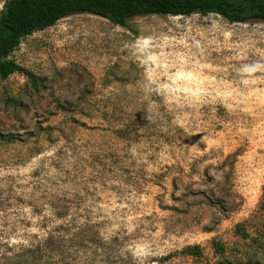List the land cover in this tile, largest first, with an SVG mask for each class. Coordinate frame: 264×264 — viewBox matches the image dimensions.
I'll return each mask as SVG.
<instances>
[{
	"label": "rangeland",
	"instance_id": "obj_1",
	"mask_svg": "<svg viewBox=\"0 0 264 264\" xmlns=\"http://www.w3.org/2000/svg\"><path fill=\"white\" fill-rule=\"evenodd\" d=\"M10 57L0 264H264L263 20L74 13Z\"/></svg>",
	"mask_w": 264,
	"mask_h": 264
},
{
	"label": "trees",
	"instance_id": "obj_2",
	"mask_svg": "<svg viewBox=\"0 0 264 264\" xmlns=\"http://www.w3.org/2000/svg\"><path fill=\"white\" fill-rule=\"evenodd\" d=\"M82 12L124 27L133 17L153 14H215L231 23H245L264 21V0H6L0 10V80L18 71L36 87L37 78L12 59L10 54L19 46L22 38L50 27L66 16ZM215 247L219 252L222 250L220 243ZM192 248L186 247V250L189 252ZM25 251L31 250L28 247ZM26 253L22 258H29ZM240 264L258 263L247 261Z\"/></svg>",
	"mask_w": 264,
	"mask_h": 264
}]
</instances>
